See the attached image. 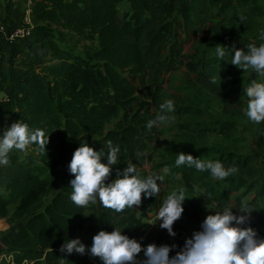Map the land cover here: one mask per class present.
<instances>
[{"label":"trees","instance_id":"16d2710c","mask_svg":"<svg viewBox=\"0 0 264 264\" xmlns=\"http://www.w3.org/2000/svg\"><path fill=\"white\" fill-rule=\"evenodd\" d=\"M123 1L31 0V36L0 45V92L9 99L0 103L1 133L7 121H20L30 131H44L49 139L46 154L37 145L29 146L26 152L13 149L10 163L0 165V220L20 221L16 230L8 233L15 234L8 247L0 249V255L11 257L2 264H102L87 253L81 256L59 251L65 240L76 239L88 229L111 233L114 227L119 228L122 235L140 243L139 238L147 231L145 210H158L159 201L152 197L142 207L121 213L105 209L99 202L77 207L70 200V181L75 177L68 171L67 159L81 142L107 153V141L111 140L120 152L118 165L113 166L106 184L115 180L116 170L123 171L128 162L142 169L150 159L151 144L162 134L160 127L148 131L146 124L164 102L168 77L187 69L195 75V85L219 95L231 87L221 81L238 74L227 64L196 61L185 51L194 37L220 29L235 0H126L130 15L121 23ZM2 23L9 32L21 25ZM66 34L95 43L96 49L78 51L64 43ZM9 60L17 63L12 70L5 69ZM220 68L226 70L225 75ZM211 77H215L214 85L209 83ZM253 80L264 82L257 75L249 82ZM225 96L236 100L228 112L246 106L238 89ZM261 125L264 128V122ZM221 129L232 131L224 123ZM190 151L194 158L209 160L205 151ZM218 161L225 167L235 165L239 171L253 172L254 166L259 167L262 190L248 200L258 212L252 213L247 226L264 238V156L258 163L253 156L230 153ZM101 163L107 164V160ZM178 172L188 190L197 184L212 195L214 202H226L248 185L241 178L232 179L219 189L208 173L186 166L179 167ZM256 187V183L249 185L250 190ZM241 199L238 195L234 208ZM198 204L195 200L194 205ZM233 213L238 214L235 209ZM82 243L90 248L92 240Z\"/></svg>","mask_w":264,"mask_h":264},{"label":"clouds","instance_id":"9594fccd","mask_svg":"<svg viewBox=\"0 0 264 264\" xmlns=\"http://www.w3.org/2000/svg\"><path fill=\"white\" fill-rule=\"evenodd\" d=\"M244 17H240L241 22ZM234 55L231 57L232 66L242 72L253 71L260 78H264V44L256 46L248 44L245 49H237L216 45L215 52L218 59H224L228 50ZM209 83H216L215 77L209 79ZM247 97L246 106L242 109L248 121L253 124L264 122V82L251 81L249 86L243 88ZM175 111L174 102L167 100L159 104V110L155 118L147 121L146 128L151 131L153 127L159 128L173 120L170 115ZM48 137L42 130L30 131L26 123L17 121L12 123L0 136V165L7 166L10 163L9 154L15 149L18 152H26L29 146L37 145L41 153L46 154ZM107 153L101 148L96 151L89 147L88 142H81L80 146L72 154L68 164L69 173L75 178L70 181V200L77 207L84 208L99 202L105 209L121 213L126 209H133L141 205L142 194L151 198L158 196L165 175L169 174V167L161 169L162 174H150L141 177L138 168L132 162L120 171L116 170V179L106 184L112 173L113 166L118 165L119 146H113L111 140L107 141ZM102 159L107 164L101 163ZM175 167L186 166L199 173H208L215 180H226L236 174L239 169L235 165H225L219 161L194 158L183 152L177 154ZM161 182V185L157 184ZM192 190L202 191L197 184L192 185ZM205 197L211 202V206L219 210L208 214L201 224V230L193 232L192 237L185 240L183 248L170 257V252L176 245L168 246L149 244L142 248L135 239L122 235L119 228L111 233L99 231L92 237L90 248L82 243L79 238L67 239L61 245L59 251L62 254L73 253L81 256L86 253L92 258H99L102 264H264V238H260L257 232L247 225L251 221L253 212H258L256 207L246 199H241L239 206L233 208L229 203L218 204L212 200V195L206 193ZM186 200L185 189L172 191L167 195L158 209L156 220L161 229L175 237L173 225L184 212L183 204ZM209 204L206 205V209ZM238 214H234L233 210ZM143 252L145 259L140 261L137 256ZM62 261H66L61 258Z\"/></svg>","mask_w":264,"mask_h":264},{"label":"rangeland","instance_id":"374dc122","mask_svg":"<svg viewBox=\"0 0 264 264\" xmlns=\"http://www.w3.org/2000/svg\"><path fill=\"white\" fill-rule=\"evenodd\" d=\"M235 7L227 14V20L220 23V29L215 30L212 34L205 33L201 36L194 37L186 45V53L192 59L199 61H210L214 65L227 64L235 68L238 74L228 80L221 81V84L230 83L231 87L228 90H223V94H214L213 92L195 85V75L189 73L187 69H182L167 78L164 92V102L171 100L174 102L175 111L170 115L175 118L159 129L162 131L161 136L151 144L152 150L149 151L150 159L148 163L142 168L138 169L141 177H146L150 174H162L161 169L165 166L169 167V174L165 175V179L161 185V191L158 196H153L159 201V207L163 199L172 191H178L180 188L185 189L186 200L183 204L184 212L182 217L173 225V231L176 233L175 237L168 234L167 230L161 229L156 220L158 210L151 208V211L145 210L147 231L139 238L143 247L149 244H155L158 247L161 245H176L170 257L174 256L176 252L180 251L185 243V240L192 237L193 232L201 230V224L208 214H213L219 210L211 206V202L205 197V191L197 192L188 190L182 180L181 175L175 167V160L177 154L183 152L189 154L191 151H205L208 153V159L218 161L221 155L234 154L237 156L250 155L261 162L264 156V128L260 124H253L248 121L243 111L228 112L233 109L236 100L225 96V93L231 89H238L243 95L245 105L247 97L243 93V88L249 86V80L256 75L249 70L242 72L236 67L230 65L231 57L234 52L229 49L228 54L224 59H218L215 52L216 45H223L231 48L233 45L237 49H245L248 44H255L259 46L264 44V0H235ZM17 4H24L14 1ZM6 0H0V8H6ZM130 6L128 1H123L120 5L119 21L125 23L130 15ZM244 17L241 22L240 17ZM0 21L7 22V20L0 19ZM178 27L182 29L179 22ZM64 43L70 45L78 51L95 50L96 44L88 41H81L71 34H66ZM6 65L7 62H6ZM224 69L220 68L221 75H225ZM186 111L185 114L181 111ZM110 125L109 128L115 126ZM221 123L230 125L232 131H224L221 129ZM189 148V151H186ZM25 156V155H24ZM260 169L256 165L254 171H238L236 174L220 181L211 179L219 189H224L230 180L243 179L248 182V185L241 188L238 193L231 195L226 202H216L218 204L229 203L233 208L236 205V198L238 195L247 201L261 192V175ZM250 183H256L257 187L254 190L249 189ZM263 187V186H262ZM264 189V187H263ZM1 193L8 197V193L1 191ZM151 198H147L142 194V207L144 201L150 202ZM195 200L199 203L194 205ZM214 201V200H213ZM209 207L206 209V205ZM155 210V211H154ZM20 221L14 218L5 219L0 223V242L5 248L8 247L10 241L15 236L8 233L16 230ZM98 232L90 229L79 233L78 238L83 240H92V237ZM5 234L4 237L2 235ZM3 255V256H2ZM0 255L1 263L7 261L8 256ZM137 259L143 261L145 259L143 252H141Z\"/></svg>","mask_w":264,"mask_h":264},{"label":"crops","instance_id":"0c3cea01","mask_svg":"<svg viewBox=\"0 0 264 264\" xmlns=\"http://www.w3.org/2000/svg\"><path fill=\"white\" fill-rule=\"evenodd\" d=\"M14 1H16V0H6V5H5L6 8H3V9L0 8V19L3 18V20L4 19L7 20L9 25H14L17 23H20L21 25H23L26 21V17H27L28 12L31 11V6H30L31 0H24V4L22 3V4H19L18 6L16 3H14ZM17 2L19 3V2H21V0H17ZM0 23H2V21H0ZM32 25H34V23ZM7 64L8 65L5 66L6 70H12L14 67L17 66L16 62L12 63L10 60L7 61ZM3 93L4 92L1 91L2 99H1L0 103L1 102L7 103L8 101H6V100H7L8 96L4 95ZM11 124H12V122L7 121L5 123L4 130H6L7 127H10ZM2 135H3V132L0 133V136H2ZM2 221L3 220H0V223ZM2 236H5V234H3ZM0 249H5V247L2 246L1 242H0ZM4 256H7V255L4 254ZM1 260H2V258H1ZM5 262L6 263L10 262V257H8L7 261H5Z\"/></svg>","mask_w":264,"mask_h":264},{"label":"built area","instance_id":"2783aa9c","mask_svg":"<svg viewBox=\"0 0 264 264\" xmlns=\"http://www.w3.org/2000/svg\"><path fill=\"white\" fill-rule=\"evenodd\" d=\"M32 24H33V21L31 17V11L28 12L25 23L23 25H19L18 27H16L10 32L8 31L5 24L0 23V45L3 44V42L12 44L18 40L28 39L31 36V27H33ZM0 61H1V54H0ZM1 99H2V95L0 92V101ZM8 100L9 99L7 98L6 101ZM1 131H2V126H0V133ZM10 260H11V257H10ZM0 264H2L1 260H0Z\"/></svg>","mask_w":264,"mask_h":264},{"label":"water","instance_id":"95a60500","mask_svg":"<svg viewBox=\"0 0 264 264\" xmlns=\"http://www.w3.org/2000/svg\"><path fill=\"white\" fill-rule=\"evenodd\" d=\"M90 147H92V145H90ZM75 151V150H74ZM74 151H73V153H74ZM72 153V154H73ZM72 154H71V156L67 159V161H66V165L68 166V164L71 162V159H72Z\"/></svg>","mask_w":264,"mask_h":264}]
</instances>
